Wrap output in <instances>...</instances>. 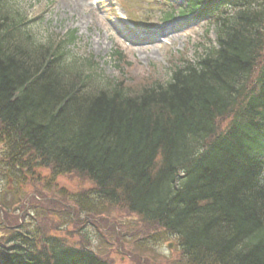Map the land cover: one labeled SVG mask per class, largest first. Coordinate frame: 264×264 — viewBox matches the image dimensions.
Returning a JSON list of instances; mask_svg holds the SVG:
<instances>
[{
  "label": "trees",
  "instance_id": "16d2710c",
  "mask_svg": "<svg viewBox=\"0 0 264 264\" xmlns=\"http://www.w3.org/2000/svg\"><path fill=\"white\" fill-rule=\"evenodd\" d=\"M172 9L164 19L212 14L215 43L166 82L130 92L68 57L75 31L38 42L0 0L2 159L25 175L88 177L98 204L176 236L185 264H264V0ZM2 227L0 264H113L39 227Z\"/></svg>",
  "mask_w": 264,
  "mask_h": 264
},
{
  "label": "rangeland",
  "instance_id": "374dc122",
  "mask_svg": "<svg viewBox=\"0 0 264 264\" xmlns=\"http://www.w3.org/2000/svg\"><path fill=\"white\" fill-rule=\"evenodd\" d=\"M73 1L9 3L25 17L26 30L38 42H58L75 31L77 39L67 45V55L81 62L91 60L101 85L118 81L135 92L156 81L166 82L177 64L196 61L216 41L210 14L172 22L160 18L161 11L186 0H79L78 5ZM230 121L231 116L226 117L219 127L226 128ZM3 151L0 141V169L6 172L0 177V203L6 207L0 206V235L6 234L2 224L13 229L24 225L33 233L40 228L69 244L87 246L113 264H185L176 236L140 221L122 206L98 204L96 187L88 177L76 172L53 177L45 168L25 175L5 167L11 159L4 162Z\"/></svg>",
  "mask_w": 264,
  "mask_h": 264
},
{
  "label": "bare ground",
  "instance_id": "6f19581e",
  "mask_svg": "<svg viewBox=\"0 0 264 264\" xmlns=\"http://www.w3.org/2000/svg\"><path fill=\"white\" fill-rule=\"evenodd\" d=\"M73 3L79 4V0H74Z\"/></svg>",
  "mask_w": 264,
  "mask_h": 264
},
{
  "label": "water",
  "instance_id": "95a60500",
  "mask_svg": "<svg viewBox=\"0 0 264 264\" xmlns=\"http://www.w3.org/2000/svg\"><path fill=\"white\" fill-rule=\"evenodd\" d=\"M172 245H173L172 243L169 244V246H172Z\"/></svg>",
  "mask_w": 264,
  "mask_h": 264
}]
</instances>
